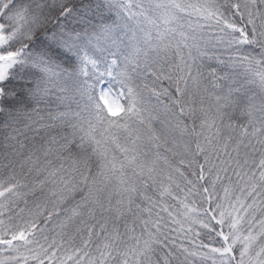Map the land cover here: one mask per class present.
Instances as JSON below:
<instances>
[{"label": "snow or ice", "instance_id": "snow-or-ice-1", "mask_svg": "<svg viewBox=\"0 0 264 264\" xmlns=\"http://www.w3.org/2000/svg\"><path fill=\"white\" fill-rule=\"evenodd\" d=\"M0 264H264V0H0Z\"/></svg>", "mask_w": 264, "mask_h": 264}, {"label": "trees", "instance_id": "trees-1", "mask_svg": "<svg viewBox=\"0 0 264 264\" xmlns=\"http://www.w3.org/2000/svg\"><path fill=\"white\" fill-rule=\"evenodd\" d=\"M209 63L212 64L213 66H215L216 62L215 61H210Z\"/></svg>", "mask_w": 264, "mask_h": 264}]
</instances>
